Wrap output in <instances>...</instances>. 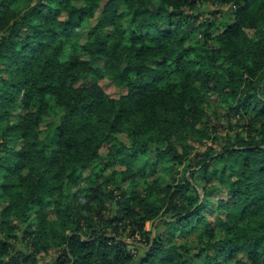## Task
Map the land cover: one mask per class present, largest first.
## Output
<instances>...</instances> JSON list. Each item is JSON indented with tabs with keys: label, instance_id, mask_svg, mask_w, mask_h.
<instances>
[{
	"label": "clouds",
	"instance_id": "9594fccd",
	"mask_svg": "<svg viewBox=\"0 0 264 264\" xmlns=\"http://www.w3.org/2000/svg\"><path fill=\"white\" fill-rule=\"evenodd\" d=\"M0 264H264V0H0Z\"/></svg>",
	"mask_w": 264,
	"mask_h": 264
}]
</instances>
